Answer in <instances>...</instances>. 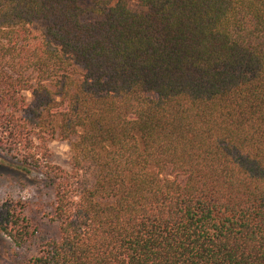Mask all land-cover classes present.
<instances>
[{"label":"trees","instance_id":"obj_1","mask_svg":"<svg viewBox=\"0 0 264 264\" xmlns=\"http://www.w3.org/2000/svg\"><path fill=\"white\" fill-rule=\"evenodd\" d=\"M0 150L12 264H264V0H0Z\"/></svg>","mask_w":264,"mask_h":264},{"label":"rangeland","instance_id":"obj_2","mask_svg":"<svg viewBox=\"0 0 264 264\" xmlns=\"http://www.w3.org/2000/svg\"><path fill=\"white\" fill-rule=\"evenodd\" d=\"M29 95V93H26ZM39 141L35 139V143ZM45 150L48 160L52 163L60 165L66 169L68 166L69 144L66 141L49 142ZM8 161L5 165L0 161V200L5 197H15L23 199H36L43 193L42 200L47 202L50 197L49 188L46 186V177L42 171L22 170L17 166V160L11 156L4 155L0 150V160ZM173 176L174 173L168 170ZM48 192V195H47ZM12 245L10 240L0 232V264H12Z\"/></svg>","mask_w":264,"mask_h":264}]
</instances>
